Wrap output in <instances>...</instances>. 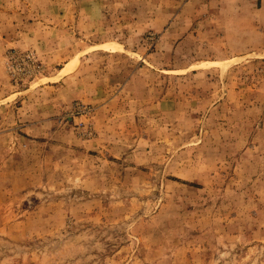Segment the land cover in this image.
Segmentation results:
<instances>
[{
  "label": "rangeland",
  "instance_id": "1",
  "mask_svg": "<svg viewBox=\"0 0 264 264\" xmlns=\"http://www.w3.org/2000/svg\"><path fill=\"white\" fill-rule=\"evenodd\" d=\"M0 264H264V0H0Z\"/></svg>",
  "mask_w": 264,
  "mask_h": 264
}]
</instances>
